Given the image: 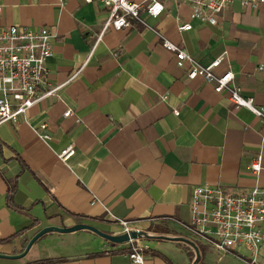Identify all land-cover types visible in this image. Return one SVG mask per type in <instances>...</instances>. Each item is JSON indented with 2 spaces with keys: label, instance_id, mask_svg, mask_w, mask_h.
<instances>
[{
  "label": "crops",
  "instance_id": "1",
  "mask_svg": "<svg viewBox=\"0 0 264 264\" xmlns=\"http://www.w3.org/2000/svg\"><path fill=\"white\" fill-rule=\"evenodd\" d=\"M159 1V18L141 10L145 24L111 28L91 55L109 17L100 0H0V33L22 26L54 36L41 91L59 88L17 122L0 125V254H22L46 227L87 224L123 235L125 221L143 234L147 264H192L194 249L183 240L196 244L189 229L194 189L264 190L262 122L216 93L214 83L188 79L190 65H180L158 36L205 67L223 58L214 73L231 70L242 95L264 107V4L233 0L213 26L192 19L187 4ZM184 24L192 29L179 32ZM44 124L49 142L36 133ZM69 147L76 154L62 162ZM260 154L263 170L255 176L250 165ZM64 236L45 235L25 257L0 264H132L134 243L94 236L74 246ZM204 247L199 264H211Z\"/></svg>",
  "mask_w": 264,
  "mask_h": 264
},
{
  "label": "built area",
  "instance_id": "2",
  "mask_svg": "<svg viewBox=\"0 0 264 264\" xmlns=\"http://www.w3.org/2000/svg\"><path fill=\"white\" fill-rule=\"evenodd\" d=\"M91 3L93 0H84ZM109 9V17L92 47L102 41L104 35L114 30L129 29L132 21L145 22L141 10L151 17L159 18L165 7L159 0H146L135 3L130 0H100ZM176 4H187L192 8V19L202 23L218 25L220 15L232 4L233 0H173ZM264 4V0H245L244 5L254 9ZM192 24L180 25L179 32L190 31ZM162 47L174 54L180 65L188 63L187 78H202L215 84L218 94L227 93L236 109L245 108L253 113L263 124L261 135L264 145V107H256L253 98L242 95L241 89L234 85L235 74L230 70L223 75L214 73L223 58L205 67L186 51L158 34ZM54 36L49 31H34L22 26H10L0 33V125L17 122L22 115L40 101L56 94L59 88L46 92L41 89L48 74L47 64L53 56ZM76 73L72 79L76 78ZM179 115V111H175ZM73 116L71 110L65 117ZM48 125H42L36 133L45 142L52 140L47 133ZM76 154L74 147L62 151L59 158L69 161ZM263 156L260 154L250 165V171L258 176L263 170ZM191 221L189 229L202 238L204 244L222 256L234 255L245 264H260V252L264 248V190L256 187L251 191L232 192L222 187L203 186L194 189L191 198ZM130 233L129 224L119 221ZM134 243L129 258L132 264H147L142 251L145 248L139 239Z\"/></svg>",
  "mask_w": 264,
  "mask_h": 264
},
{
  "label": "water",
  "instance_id": "3",
  "mask_svg": "<svg viewBox=\"0 0 264 264\" xmlns=\"http://www.w3.org/2000/svg\"><path fill=\"white\" fill-rule=\"evenodd\" d=\"M79 231H90L94 234H96L97 236L101 237L102 239L112 243V244H123V243H128L131 240H135V239H140L143 237L142 233H136V232H132L130 231V233H125L123 235H111V234H107L104 233L102 231H100L99 229L91 226V225H87V224H77L74 225L72 227H55V226H50V227H46L44 229H42L41 231H39L29 242L26 250L20 254V255H15V256H9V255H3L0 254V258H4V259H20L26 256V254L29 252V250L31 249V247L38 241L40 240L42 237H44L45 235L51 234V233H60V234H71V233H76ZM163 239L166 240H174V241H178V240H183V239H178V238H169V237H163ZM186 243L190 244L194 251H195V259L193 261L192 264H199L200 261L202 260V255L200 253L199 248L197 247L196 244H194L191 241L188 240H183Z\"/></svg>",
  "mask_w": 264,
  "mask_h": 264
},
{
  "label": "rangeland",
  "instance_id": "4",
  "mask_svg": "<svg viewBox=\"0 0 264 264\" xmlns=\"http://www.w3.org/2000/svg\"><path fill=\"white\" fill-rule=\"evenodd\" d=\"M53 234H55V233H53ZM62 235H65L64 237H67V239H70V241H69L70 243H68V244L74 245V246H87L88 244H90V242L92 243V240L94 239L91 237H94V236L99 237L94 233L92 234V232H90V231H79L76 233L62 234ZM89 235H93V236H89ZM190 237L196 243L199 250L201 249L200 253H201V255L203 254V257L201 260V262H202L204 259L205 253H206L202 238L198 237L194 233ZM99 238H101V237H99ZM209 250H210L209 252L212 256V259H211L212 263L211 264H217L218 258H219V256H222V254L217 252L213 248H210ZM192 252H194V254H195L194 250ZM218 264H242V263L239 262L235 257H230V256L228 257L227 256L224 258V260H222Z\"/></svg>",
  "mask_w": 264,
  "mask_h": 264
},
{
  "label": "trees",
  "instance_id": "5",
  "mask_svg": "<svg viewBox=\"0 0 264 264\" xmlns=\"http://www.w3.org/2000/svg\"><path fill=\"white\" fill-rule=\"evenodd\" d=\"M209 248H210V247H209ZM200 250H201V249H200ZM202 257H203V254H202ZM190 259H191L192 262L194 261V259H195V254H194V252H192Z\"/></svg>",
  "mask_w": 264,
  "mask_h": 264
}]
</instances>
